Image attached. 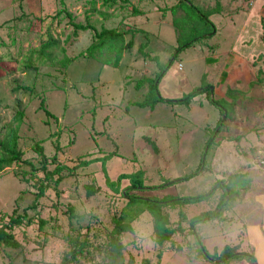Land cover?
Instances as JSON below:
<instances>
[{
	"label": "rangeland",
	"instance_id": "1",
	"mask_svg": "<svg viewBox=\"0 0 264 264\" xmlns=\"http://www.w3.org/2000/svg\"><path fill=\"white\" fill-rule=\"evenodd\" d=\"M64 1L74 22L116 29L133 47L118 66H103L83 55L93 44L92 31L65 43L71 25L56 15L59 0H0V140L7 126H17L22 158L38 165L35 146L41 145L48 169L62 167L64 178L56 189H44L37 213L27 211L28 222L14 230L20 247L1 251L0 264H103L102 245L120 212L132 229L121 236L122 264H216L224 246L264 264V0H189L210 13L215 30L176 54L178 35L187 42L205 31L197 10L173 12L177 0ZM245 17L254 39L236 36ZM50 38L58 44L40 66L31 54ZM238 46L245 62L231 50ZM30 58L36 69L25 67ZM232 70L241 73L231 84L226 76ZM159 74L158 94L167 102L135 106L148 92V84L137 82ZM207 86L210 98L203 92L176 103ZM136 172L143 190L130 195L152 201L209 195L234 174L246 181L244 188L234 184L237 195L227 200L221 220L194 224L195 236L189 220L212 211L220 189L205 200L164 208L175 233L160 245L144 203L127 207L121 195L130 181L119 176ZM42 179L23 163L0 172V216L8 220L14 209L30 206ZM90 184L98 191L87 197ZM196 239L216 261L200 253Z\"/></svg>",
	"mask_w": 264,
	"mask_h": 264
},
{
	"label": "trees",
	"instance_id": "2",
	"mask_svg": "<svg viewBox=\"0 0 264 264\" xmlns=\"http://www.w3.org/2000/svg\"><path fill=\"white\" fill-rule=\"evenodd\" d=\"M17 2H21L22 0H13ZM117 0H103L104 4H112L115 3ZM59 5L61 6L60 10L57 12V16H62L61 19H65L66 23L68 25H71V33L69 36L65 39V43H73L75 40L78 39L81 33H85L87 31L93 32V44L89 46L84 52L83 55L88 58H94L97 59L99 62L102 63L103 66L109 65V66H118L121 58L124 53L129 52L133 47V41H125V35L116 30V29H107L102 28L100 30H97L94 28L90 23L86 22V24L82 23H76L73 20V16L66 10L65 8V1L59 0ZM181 7V8H192L197 10L199 13L201 24L205 27V31L200 33L199 35H194L193 38L187 42H183L181 34L177 37V43L178 46L176 48V52L181 50L182 48L188 47L189 45H193L194 43L198 42L199 40L211 37L212 31L215 30L214 24L209 19L210 13L206 10H200L199 7H196L195 5L191 4L189 0H177V4L174 6V9ZM205 12V13H203ZM190 21V19H189ZM174 24L178 25L179 22L177 19L174 20ZM264 35V31H263ZM58 44L57 41L50 38V41H48L46 44H44L39 50H34L31 54L36 55L35 59L38 62V65H42L45 62V59L47 58L48 49L52 47L53 45ZM173 55L172 58H175L176 55ZM171 58V59H172ZM169 60V62L171 61ZM35 61H32V58L29 59V62L25 64V67L27 68H33L36 69L38 65L34 63ZM66 64V63H65ZM160 74H164L163 72ZM157 75L154 78H146L141 79L137 82L136 87H141L143 84H148V92L144 98L143 101L135 103V106L140 108H149L153 109L158 103L160 102H167L164 99H162L158 94V85L161 79V75ZM206 93L207 98H210V94L213 92V88L210 86L202 87L196 90H193L191 93H189L186 97L182 98L181 100H178L176 103H186L188 104L190 100L196 95L200 93ZM172 102V101H170ZM213 103L217 104V102L213 101ZM42 105V104H41ZM45 115L47 117L53 118L54 116L44 109ZM22 118V113H18V121H20ZM218 130V129H217ZM153 148L155 146L153 145ZM35 151L38 155V165L33 164L29 160L23 159V152L18 148V134H17V126L13 127L12 125L7 126L6 133L4 134L3 138L0 140V172H2L4 169L12 166L13 164L17 163H23L26 166H28L33 174L35 173H41L43 175V179L41 180L40 184L38 185V190L35 193V199L33 203L24 208L23 212H18L17 209L13 210V215H10L8 217V220H5V217L7 216H0V252L3 251L6 248L9 249H18L20 247L19 242L16 240V236L14 234L15 228H19L23 225V223L30 219V217L27 214V211L31 210L36 211L37 213V207L39 203V199L42 198L44 195V189H47L48 187L56 189V187L63 181L62 176V167H55L53 170L48 169V162L49 159L44 153V149L41 145L35 146ZM56 157L52 158V161H55ZM201 165V164H200ZM199 165V166H200ZM199 168L196 170L195 173ZM194 173V174H195ZM192 174V175H194ZM191 177V176H189ZM189 177H186L185 179H188ZM26 179V178H24ZM121 179H129L130 184L128 187L122 189V197L125 196L128 199L127 207H130L134 201H139V203H144L143 208L149 212V214L153 218L154 222V237L156 243L162 245L166 242H169L173 235H174V228L171 227L169 215L167 212H165L164 208L167 207H175L177 205L182 204H190L195 203L197 201L205 200L209 196L213 194V192L216 189L221 190V196L220 200L217 204V206L212 210L208 212H203L197 216L192 217L189 220V224L191 226L190 233L195 236L194 230V224L206 221V220H221L222 217V210L224 206L227 204L228 199H232L237 195V190L234 186V184H237L238 187L244 188L245 186V176H242V174H234L229 176L225 179V181H221V183H218L213 188V191L207 195L198 196V197H191V198H169L165 200H149V199H141L132 197L130 195V191L133 190H143V184H142V176L141 173L136 172L132 175H121L119 176V180ZM52 186V187H51ZM86 195L87 197H90L94 195L98 188H94L92 184L86 186ZM4 219H3V218ZM29 218V219H28ZM7 219V218H6ZM126 215L124 212H120L118 216H115L114 218V227L113 231L110 233L108 238L106 239V243L102 245V251L104 252V258H103V264H122L123 262V250L124 246L121 242V236L125 232H131L130 225L125 221ZM39 226H42L44 224L43 220L39 218L38 220ZM87 231H89V228H86ZM89 240L88 232L82 242L84 244H87ZM198 250L200 253L206 258L204 254L203 248L200 246L199 240L196 239ZM74 253V248H73ZM74 254L72 258H74ZM248 259L250 262L254 264L255 260L253 256H248V254H243L235 250V247H228L224 246L221 253L216 257L218 261H216L213 257H208L206 259H209L211 262L216 261V264H224L229 260L232 259ZM222 261V262H220Z\"/></svg>",
	"mask_w": 264,
	"mask_h": 264
},
{
	"label": "crops",
	"instance_id": "3",
	"mask_svg": "<svg viewBox=\"0 0 264 264\" xmlns=\"http://www.w3.org/2000/svg\"><path fill=\"white\" fill-rule=\"evenodd\" d=\"M239 1V0H238ZM233 16V15H232ZM256 16V13L255 12H253V14H250V17L248 18L249 20H252V24L251 25H253V24H255L254 22H255V20H254V17ZM261 22V20L259 21V23ZM250 23V21H248L247 20V17H245V20H243V22H241V28L239 27V28H237V32H236V36H238V37H240V40L243 38V36L246 34V35H248V36H251V37H253L252 39H254V36H252L251 34L253 33V31H247L246 29H245V26L247 25V27H248V25H250L249 24ZM261 27H263V26H261ZM252 30H255V28H253ZM256 31V30H255ZM256 33H257V31H256ZM258 34H259V31H258ZM258 34H256L255 35V37L256 36H258ZM260 37H262V30H261V33H260ZM236 42H238V41H236ZM231 50L233 51V52H235V53H237L238 55H239V57H240V59H241V61H246L244 58H243V56H244V51H242V49H241V47L240 46H238V47H236V48H231ZM230 52V51H229ZM247 52V51H246ZM249 53V52H248ZM228 71V70H227ZM235 72H240L241 73V71H234V70H232L231 72H229L228 73V76H226L227 78H228V81H229V83H235V82H237V80L239 79V78H237V77H235L233 74H235ZM253 230V229H252Z\"/></svg>",
	"mask_w": 264,
	"mask_h": 264
}]
</instances>
